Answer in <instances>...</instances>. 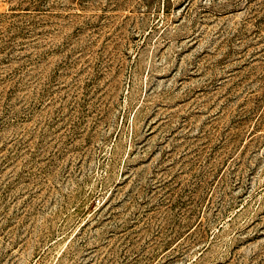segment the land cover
<instances>
[{"label": "rangeland", "instance_id": "374dc122", "mask_svg": "<svg viewBox=\"0 0 264 264\" xmlns=\"http://www.w3.org/2000/svg\"><path fill=\"white\" fill-rule=\"evenodd\" d=\"M0 264H264V0H0Z\"/></svg>", "mask_w": 264, "mask_h": 264}]
</instances>
